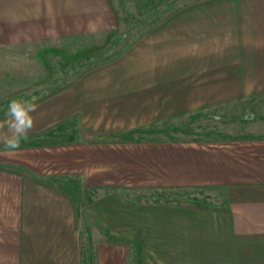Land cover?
Listing matches in <instances>:
<instances>
[{
    "label": "crops",
    "instance_id": "1",
    "mask_svg": "<svg viewBox=\"0 0 264 264\" xmlns=\"http://www.w3.org/2000/svg\"><path fill=\"white\" fill-rule=\"evenodd\" d=\"M116 11L0 0V68L101 36ZM135 38L52 80L72 82L36 102L20 151L0 147V264H83L82 231L98 264L126 241L143 264H264V0H185Z\"/></svg>",
    "mask_w": 264,
    "mask_h": 264
},
{
    "label": "rangeland",
    "instance_id": "2",
    "mask_svg": "<svg viewBox=\"0 0 264 264\" xmlns=\"http://www.w3.org/2000/svg\"><path fill=\"white\" fill-rule=\"evenodd\" d=\"M183 1L185 0H122L121 5V2L118 0H113L119 18V25L112 29H116V34L118 36H113L112 46L104 54V57L108 58L116 54L120 49H122L124 45L132 41L135 36L142 32L144 28L148 27L155 20L159 19L171 7L182 3ZM104 34L101 36H94L92 39L79 38V42H76V46H84L93 42H99L104 37ZM25 54L26 56L27 54L30 55L28 52ZM29 55L23 60L21 65L8 67L6 69L0 68V116L6 110L7 102L9 100L19 97L30 99L31 97H35L36 94H43L60 84L58 82H52V80L55 78H60L59 80H67L74 74V72H65L71 63L70 61H63L62 65H60L56 59L51 58V70L48 72L44 69L39 57L31 56L29 58ZM85 57H88V55H85ZM20 62L22 61L18 59L14 60V64H18ZM1 71L6 73L2 74L3 72L1 73ZM235 111L238 110H232L230 112L233 113ZM230 112H227L224 115H219V120H216L215 122L221 124L233 123L234 121H231L232 116L234 115L232 120H235L234 118L239 117L240 113L237 112L238 114H231ZM245 119L246 118L242 119L239 117L237 122L241 123L249 121ZM212 122H214V120ZM64 188L67 189L69 193H71L74 199H77L76 191L73 190L72 187L64 186ZM154 195L161 199L170 198L185 202L190 201L188 198H183V195L180 194L176 195L167 193ZM191 201L194 203H210V200ZM93 236L94 237H89L85 231H82L81 239L84 254L83 264H98L97 259L100 256L98 251V242H89L88 240L90 238H92L91 240H95L96 237L100 236V234L95 233ZM104 237L111 240L113 239V237L110 235H105ZM125 246L127 247L125 250L127 255L126 258H124L125 256L122 253V264H125L124 259L126 260V264H143V251H141L140 247L127 241L125 242Z\"/></svg>",
    "mask_w": 264,
    "mask_h": 264
},
{
    "label": "trees",
    "instance_id": "3",
    "mask_svg": "<svg viewBox=\"0 0 264 264\" xmlns=\"http://www.w3.org/2000/svg\"><path fill=\"white\" fill-rule=\"evenodd\" d=\"M121 2V1H119ZM113 36H118L116 34V29H109L105 32L104 37L99 42H93L88 45H77V43L73 42L72 44H62L59 46H46L40 49L37 54L42 62V65L45 70L50 72L51 64L50 59L54 58L57 62L62 65L63 61H70L66 73L74 72L73 77L76 75H81L88 69L107 62L109 60L114 59L117 57L124 48H126L130 42L122 47L116 54L106 58L104 54L109 50L113 43ZM137 38V37H136ZM135 38V39H136ZM134 39V40H135ZM79 42V41H78ZM74 45V46H73ZM88 55V57H85ZM72 82V79L69 81L52 88L51 90L43 93V94H36L37 101L53 94L57 90L69 85ZM36 101V102H37ZM2 118V117H0ZM39 182L44 183V181L38 180ZM111 188H115L116 186L110 185Z\"/></svg>",
    "mask_w": 264,
    "mask_h": 264
},
{
    "label": "clouds",
    "instance_id": "4",
    "mask_svg": "<svg viewBox=\"0 0 264 264\" xmlns=\"http://www.w3.org/2000/svg\"><path fill=\"white\" fill-rule=\"evenodd\" d=\"M37 97L14 98L7 102L6 110L0 118V147L9 153L21 150L33 128V116L37 110Z\"/></svg>",
    "mask_w": 264,
    "mask_h": 264
}]
</instances>
